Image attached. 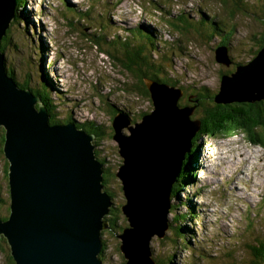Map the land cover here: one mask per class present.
Instances as JSON below:
<instances>
[{"label": "rangeland", "instance_id": "1", "mask_svg": "<svg viewBox=\"0 0 264 264\" xmlns=\"http://www.w3.org/2000/svg\"><path fill=\"white\" fill-rule=\"evenodd\" d=\"M15 1L18 16L14 22L11 20L1 38L4 40L0 41L5 48V67L14 73L17 82L28 79L33 89H41L45 84L42 92L51 94L57 117L90 122L98 128V139L94 137L92 142L97 158L102 159L110 175L106 185L113 195L112 206L120 213L116 225L102 230L105 249L103 260L100 259L101 264H123L126 260L119 249L118 235L130 224L121 209L125 203L122 183L115 175L122 157L118 142L112 138V120L116 115L120 123L127 122L120 131L129 135L128 127L141 122L140 113L151 111L152 104L133 91L121 89L123 81L134 80L116 63L114 56H119L116 50L119 48L111 43L113 37L121 43L128 35L133 36L134 44L153 41L156 47L147 45L148 51H152V57L160 54L169 59L166 64L172 68L166 80L181 88L177 103L183 106L186 97L192 99L198 91L218 92L221 73L234 69L232 63L227 66L221 58L216 59L219 37L210 38L207 23L224 31L234 26L228 41L229 58L250 60L263 28L258 10L264 7V0H245L246 5L240 11L233 9L232 0ZM184 18L187 20L181 22ZM174 24L182 29L177 30ZM138 27L154 37L148 39L136 30L131 31ZM151 82L146 86L157 90L168 85ZM195 112L198 110L193 108L190 119L198 117L193 115ZM2 139L4 128L0 126ZM194 141L198 148L192 160L193 179L186 180L178 193L171 190L167 224L157 230L164 231V235H152L148 243L150 257L155 264H219L222 256L233 255L240 264H247L249 248L245 242L251 231L250 226L246 228V219L255 218L257 231L264 235V148L250 143L239 131L224 137L205 135ZM2 144L0 187L6 202L0 205V215L7 216L9 188ZM245 152L247 161H244ZM239 153H244V157ZM197 159L199 165L194 164ZM193 214L197 216L192 219ZM2 237L0 264H8L5 251L8 244ZM140 260L141 264H150L142 257L139 264Z\"/></svg>", "mask_w": 264, "mask_h": 264}, {"label": "water", "instance_id": "2", "mask_svg": "<svg viewBox=\"0 0 264 264\" xmlns=\"http://www.w3.org/2000/svg\"><path fill=\"white\" fill-rule=\"evenodd\" d=\"M15 5V0H0V41ZM215 52L216 59L229 65L226 47ZM220 80L217 102L264 98V46ZM148 88L153 109L128 127L129 135L120 131L127 122L120 123L116 115L112 120V138L122 157L115 175L122 183L121 209L130 224L118 235L124 264H139L140 257L155 264L148 243L152 235H164L157 230L167 224L173 179L198 125L189 118L191 109L177 106L179 90L171 87L162 99L160 90ZM49 118L40 97L8 75L0 50L2 151L9 162V213L6 219L0 216V237L16 264H101V233L110 227L104 216L112 200L102 190L104 169L95 154L94 134L77 128L75 121L51 124Z\"/></svg>", "mask_w": 264, "mask_h": 264}, {"label": "trees", "instance_id": "3", "mask_svg": "<svg viewBox=\"0 0 264 264\" xmlns=\"http://www.w3.org/2000/svg\"><path fill=\"white\" fill-rule=\"evenodd\" d=\"M222 1L226 2V0H222ZM243 1L245 0H232L233 7L235 6L233 9L236 11L243 10V8L246 5ZM17 3H18V0H17ZM239 3H240V6L238 5ZM75 11L79 12L77 9H75ZM258 12L260 15H262L263 28H262V32L259 33V36H258L257 48L253 52V54L250 55V58H249L250 60L264 46V7L258 10ZM17 16H18V13L16 11L15 16L13 18V22L15 21V18ZM185 20H187V18H184L180 21L185 22ZM207 24L209 25L208 27L210 30V33H207V34L210 36V38L214 36L219 37L218 45L215 48L220 47V46H222L223 48L226 47L228 56H229L230 53L228 49V46H229L228 41L230 40L231 36H233L235 27L231 25L232 26L231 28H228L226 29V31H224L223 28H218L213 23L209 24L208 22ZM174 27L177 28V30L182 29L176 24H174ZM134 30H136L138 34L143 35L144 37L148 39H151L154 37L153 34L147 32L145 29L141 28L139 30V27H138L136 29H132L131 31H134ZM132 37H133L132 35H128L125 40H122V43L118 39H115L113 37V40L111 42L113 46L119 48V49H116L119 56L118 57H115L116 55L114 56V58L116 59V63L120 65L125 70L126 73L131 75L132 79L134 80L133 82L131 80L123 81L122 83L123 87H121V89L123 88V90L125 91L128 90V92L133 91L139 94L140 97L145 98L148 102L152 104L151 110L153 109V103H152V99L150 96L149 88L146 86V83H145L147 80H150V81L152 80L154 82H164V84L165 83L168 84L169 87L172 86L176 88L177 90H179L182 95L181 88L178 86L177 83L168 82L166 80L168 77L167 75V73L169 72L168 70L172 68V65L169 64L168 66L166 64V62L168 63L169 59H167L166 57L160 54L157 55L156 57H152L150 55L152 51L151 50L148 51L147 45L150 47H156L153 41H146L148 43H135V44H138V45H135L134 42L131 41ZM4 38L6 41H8V38H6L5 36ZM158 42H159V39H158ZM4 49H5L4 44L2 45V43H0V50L2 53H4ZM106 52L109 53V51H106ZM248 61L249 60L246 61L245 57L237 59L236 61L230 60V63H232V66L234 67V69L230 72L221 73V76L223 74H230L231 72L235 70L237 66L246 64ZM6 70H7V73L16 81L14 77V73L8 71V69ZM16 83L19 87L23 89H29L32 91L34 95L40 97L43 105L46 107L47 112L50 116L49 122L51 124L67 123L69 121H73L72 118L70 117H65L64 119L57 117V114L55 111L57 107L55 106L52 97H50L51 94L42 92L45 89V84L41 86V89H33L29 86L28 79H25L23 82L16 81ZM216 92L217 91H215V93H212V94H206L205 91H203V93H200V91H198V94L196 96H193L192 99H189L188 96L186 97V101L184 102L185 105H183L182 107H189V109L191 110L195 108L196 110H198V112L193 113V115H197L198 117L191 119V120L197 121L198 125H197V130L195 134L191 138V147L188 153L186 154L187 160L184 159L182 161L181 170L179 174L173 180V184L171 188L172 191H176L178 193L179 190L182 189L183 187L182 184L186 180H189V178L193 179V176H191L192 160L194 159V155L197 156V148H198V144L194 143L195 142L194 139L198 140L205 135L214 136V137L215 136L224 137V136H228L232 133L239 131V132H243L246 135V139L250 143L262 146V148H264V98H261L259 100H253V101L231 100L228 102L220 103L216 101V95L218 93ZM176 104L178 106V103ZM149 112L150 111L140 113V118H142ZM122 113L126 116H129L127 112H122ZM189 118H193V117L189 116ZM75 125L77 128L84 129L87 133L94 134L95 138L99 136V132L97 131L98 128L95 125H92L90 122H77L76 121ZM2 138H3V135H2ZM100 138H103V136ZM3 140L4 139H2V141L0 142L3 143ZM95 154H96V151H95ZM99 160L102 162V159H99ZM8 164L9 162L7 160L5 164V168H4V173L6 177L8 173ZM102 167L104 169L102 190L106 191L112 197L113 195L111 194V192L109 191L106 185L107 179L110 178V175H108V170L106 167H104V163H102ZM7 181H8V177H7ZM5 202H6L5 198L1 196V187H0V205ZM262 203L264 204V197L262 198ZM8 209H9V206H8ZM116 210L117 209H114V207L111 206L109 213L106 216H104V220L109 222L110 224L109 226L111 228L117 224V217L120 214L119 212L116 213ZM186 215L187 214L183 215V217L185 218ZM0 216L3 219H6L8 215L7 216L0 215ZM196 216H197L196 214H193L191 218L192 219L196 218ZM255 223H256L255 218L246 219V228L250 226V231H251V233L249 234L250 236L246 238L247 241L245 242V245L247 244V247L249 248L248 253L246 255V257L248 258L247 264H264V235L261 232L257 231V228H256L257 226ZM254 230L257 231L258 233L253 232ZM177 236L180 237V231H179V235ZM102 242H103V248L99 254V257H101L102 252L105 249L104 241ZM8 250H9V247H6L5 251L7 252L8 264H15V261L10 255V253L8 255ZM101 259L103 260L102 257ZM219 264H240V262H238L237 259L234 260L233 255H226L224 257L223 256L221 257V262ZM242 264H245V263H242Z\"/></svg>", "mask_w": 264, "mask_h": 264}, {"label": "bare ground", "instance_id": "4", "mask_svg": "<svg viewBox=\"0 0 264 264\" xmlns=\"http://www.w3.org/2000/svg\"><path fill=\"white\" fill-rule=\"evenodd\" d=\"M171 87H169L168 85H165V86H161L160 87V97H162V99L163 98H165V97H163V96H165L164 94L163 95H161L162 93H169L170 91H169V89H170ZM170 98V97H169ZM37 105V107H38V103L36 104ZM180 108H183L182 107V105H180L179 106ZM171 113V111L170 112H167V114H170ZM167 120H170L169 118L167 119ZM231 150L229 149V152H230ZM239 155L241 156V157H244V153H239ZM236 156V155H235ZM232 157V156H231ZM248 160V153H246L245 152V157H244V161H247ZM195 165H199L200 163H199V161H198V159H197V161H195V163H194ZM202 164V163H201ZM167 171H168V169H166V171H164V174L166 175V173H167ZM175 179V178H174ZM173 179V180H174ZM165 181L166 182H168L169 181V178H168V176L165 178ZM16 264V263H15Z\"/></svg>", "mask_w": 264, "mask_h": 264}, {"label": "clouds", "instance_id": "5", "mask_svg": "<svg viewBox=\"0 0 264 264\" xmlns=\"http://www.w3.org/2000/svg\"><path fill=\"white\" fill-rule=\"evenodd\" d=\"M16 82V81H15ZM179 99V98H178ZM42 102V101H41ZM43 104V103H42ZM99 256V255H98ZM100 258V257H99Z\"/></svg>", "mask_w": 264, "mask_h": 264}]
</instances>
